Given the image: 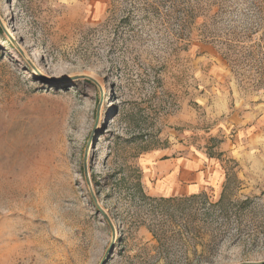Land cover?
<instances>
[{"label": "rangeland", "instance_id": "374dc122", "mask_svg": "<svg viewBox=\"0 0 264 264\" xmlns=\"http://www.w3.org/2000/svg\"><path fill=\"white\" fill-rule=\"evenodd\" d=\"M103 260L264 264V0H0V264Z\"/></svg>", "mask_w": 264, "mask_h": 264}, {"label": "crops", "instance_id": "0c3cea01", "mask_svg": "<svg viewBox=\"0 0 264 264\" xmlns=\"http://www.w3.org/2000/svg\"><path fill=\"white\" fill-rule=\"evenodd\" d=\"M201 166L198 159L192 162L174 157L167 162L152 159L150 171L156 178L152 187L161 192H196L202 187L206 174Z\"/></svg>", "mask_w": 264, "mask_h": 264}, {"label": "water", "instance_id": "95a60500", "mask_svg": "<svg viewBox=\"0 0 264 264\" xmlns=\"http://www.w3.org/2000/svg\"><path fill=\"white\" fill-rule=\"evenodd\" d=\"M101 264H104V260L101 262Z\"/></svg>", "mask_w": 264, "mask_h": 264}]
</instances>
